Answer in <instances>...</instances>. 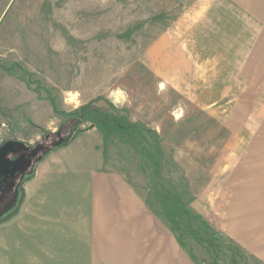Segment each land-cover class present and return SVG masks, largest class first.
<instances>
[{
    "label": "rangeland",
    "instance_id": "obj_1",
    "mask_svg": "<svg viewBox=\"0 0 264 264\" xmlns=\"http://www.w3.org/2000/svg\"><path fill=\"white\" fill-rule=\"evenodd\" d=\"M13 139L80 195L25 225L20 170L9 264H264V0H0Z\"/></svg>",
    "mask_w": 264,
    "mask_h": 264
},
{
    "label": "crops",
    "instance_id": "obj_2",
    "mask_svg": "<svg viewBox=\"0 0 264 264\" xmlns=\"http://www.w3.org/2000/svg\"><path fill=\"white\" fill-rule=\"evenodd\" d=\"M75 152L78 153V149L76 145L74 146ZM48 155V154H47ZM46 155V156H47ZM49 156V155H48ZM73 158V157H71ZM57 158L50 157L48 160L47 158L39 162L34 174H32L31 178L25 179V185L23 187L24 191V204H23V211L26 213V217L22 223L25 225L28 224H35L36 226L41 225L39 230L42 232L44 231V227L42 225L44 224H65L69 223L70 221L66 218L67 214L66 209H74L76 206L74 205L73 201H71V204L66 205L65 204L70 201V199L73 198L74 193L78 192V195H80V190L77 188H68V191L72 193V197L65 199L64 198V191L61 188H58L55 185L59 183V169L55 168V165L58 164V161H55ZM72 167V166H70ZM70 173L74 174L73 168L68 169ZM46 185H52V189L48 192H45ZM75 185V184H74ZM77 186V185H75ZM73 187V185H72ZM54 201H60V205L56 204L54 205V208L56 210V213L54 215H44L45 211L47 209L53 208V202ZM65 206V214H60V209ZM79 205L77 206V208ZM21 208V211H22ZM49 214V212H48ZM73 214V213H72ZM29 218V219H28ZM33 227V226H32ZM32 227L30 229L32 230ZM46 230V228H45ZM16 233V231H14ZM13 231L8 227V230H4V238L5 243L3 242V246L0 247V264H9V261L7 262V259H2V256H12L13 254L16 255V252L11 250L9 248V245L11 243V238H9V235H11ZM31 249V248H30ZM28 249H24L25 252L29 253L27 251ZM31 249V254H37L38 252H34ZM43 255V252H42ZM16 264H26V262L23 259L22 262H18V259L15 261Z\"/></svg>",
    "mask_w": 264,
    "mask_h": 264
},
{
    "label": "flooded vegetation",
    "instance_id": "obj_3",
    "mask_svg": "<svg viewBox=\"0 0 264 264\" xmlns=\"http://www.w3.org/2000/svg\"><path fill=\"white\" fill-rule=\"evenodd\" d=\"M4 141H2L0 143V146L2 145ZM14 148V151L13 152H9L7 154V158L11 161V160H16L18 159L19 161V171L21 170V173H23L24 171L22 169H26L28 166L29 167V164H31L32 162V158L33 156H31V153L32 151L30 149L28 150H23V151H16L15 149V146H13ZM19 171L13 173V174H9V175H3V176H0V181L4 184L5 187H7L8 184L12 183V187H13V190L9 192L8 196H7V200L6 201H3L1 204H0V210H6L8 208V200L10 199H13L15 198L16 196V188H17V183L19 181V177L17 178L16 177V174L17 173H20ZM6 189V188H5ZM8 190V189H6Z\"/></svg>",
    "mask_w": 264,
    "mask_h": 264
},
{
    "label": "water",
    "instance_id": "obj_4",
    "mask_svg": "<svg viewBox=\"0 0 264 264\" xmlns=\"http://www.w3.org/2000/svg\"><path fill=\"white\" fill-rule=\"evenodd\" d=\"M14 145L20 146L23 150L30 149L32 151L31 156H33L37 151V147L32 148V147L26 146L25 143H23L21 141H17V140L6 141L4 144H2L0 146V176L13 174V173L19 171L18 159L10 161L7 158V154L9 152L14 151V148H13ZM29 165H31V164H29ZM26 167H28V166H26ZM24 174L27 175L26 172H24ZM25 175H24V177H25Z\"/></svg>",
    "mask_w": 264,
    "mask_h": 264
},
{
    "label": "trees",
    "instance_id": "obj_5",
    "mask_svg": "<svg viewBox=\"0 0 264 264\" xmlns=\"http://www.w3.org/2000/svg\"><path fill=\"white\" fill-rule=\"evenodd\" d=\"M75 113V112H74ZM83 113V112H82ZM78 133V131L76 132V134ZM56 135H59V133L57 132L56 133ZM46 136V135H45ZM74 137H75V134H74V136H68V138H65V137H61V138H59V140L56 142V144H55V146L54 147H59V146H63V145H66V144H68L71 140H73L74 139ZM14 140V139H13ZM5 142H3L2 144H4ZM26 145V144H25ZM15 146V150L18 152V151H23V149L20 147V146H18V145H14ZM27 146V145H26ZM50 150H52V148L51 149H49V148H45L44 150H43V153L39 156V157H37L36 158V162L37 161H40L41 159H43L49 152H50ZM35 156V154L33 155V157ZM31 176V174L29 173V174H27V175H25V177H30ZM8 189V190H6V189ZM13 190V187H12V183H10V184H8L7 185V187H5L4 186V184L0 181V204L3 202V201H6L8 198H7V196H8V194H9V192L10 191H12ZM19 191H20V189H19V187H18V185H17V188H16V196H15V198H13V199H10V200H8L7 202H8V208L9 207H11V205L13 204H17V202H18V199H19ZM4 210H0V215H1V213L3 212Z\"/></svg>",
    "mask_w": 264,
    "mask_h": 264
},
{
    "label": "bare ground",
    "instance_id": "obj_6",
    "mask_svg": "<svg viewBox=\"0 0 264 264\" xmlns=\"http://www.w3.org/2000/svg\"><path fill=\"white\" fill-rule=\"evenodd\" d=\"M118 102V101H117Z\"/></svg>",
    "mask_w": 264,
    "mask_h": 264
}]
</instances>
